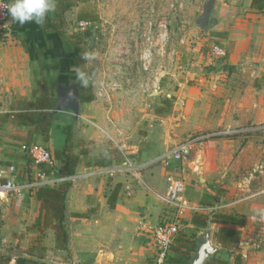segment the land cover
I'll use <instances>...</instances> for the list:
<instances>
[{
	"label": "crops",
	"instance_id": "crops-1",
	"mask_svg": "<svg viewBox=\"0 0 264 264\" xmlns=\"http://www.w3.org/2000/svg\"><path fill=\"white\" fill-rule=\"evenodd\" d=\"M242 1V3H237L235 0H230L229 3L224 2L220 6L216 4L214 7L216 12L215 18L213 19L214 15L212 10L211 22L208 27L207 34L210 36L209 38L212 39V44L208 46L206 58L210 60L212 56L210 47L213 44H219L224 47L226 49V56L218 61L215 59L212 64L216 67L222 66V70L225 69L227 73L222 70L219 72L218 70L216 72L211 71L209 69L213 68L209 67L207 70L210 72L206 76L196 73L193 68H188L186 73L182 75L179 73L176 74L173 68H171L173 69L172 72L169 69V74L174 76L173 80L177 81V86L179 85L176 90H172V93L176 96L175 108H177V118L179 119L178 122L175 123L178 127L174 128V131L179 133L183 132V136L187 134L190 135L195 129L209 131L202 134L206 135L207 138L200 140L198 143V140L192 143L190 154L193 150L192 147H194L192 151L193 155L188 157L189 159L183 163L181 168L183 173L182 180L186 185L184 194L186 205L177 210L176 214L185 222V226L182 229L179 228L178 234L169 250V253L175 258L184 257V253H189L193 246L195 250L196 235L200 230L205 228L210 218L213 242L221 248L206 262V264H234V257L236 254H241V261H239V264H248L245 256L246 253L235 249L239 242L232 245L230 248H226L223 242L218 239L220 238L218 233L228 231L239 233L237 230L243 227L244 224L240 226L238 224L218 223L214 222L212 218L214 213L241 214L237 211L229 212L233 208V202L227 201V203L221 205L220 199L224 194L229 195L233 192L234 189L230 187L233 180L229 173L238 172L239 162L243 156H248V154H250L252 159L257 161V165L255 166H260V161H264V137L260 140L254 138L249 139L246 144L239 149L238 139L236 138H226L221 135L210 136L212 133L214 134L222 129H236V127L245 120H253L259 124L263 122L260 120L264 119V87L260 91H255L254 88L251 87L252 84H250L256 77L264 79V8L259 9L252 6L251 0ZM76 2L78 4L76 11L77 16L78 13H82L83 11V9L78 8V6L82 4L85 5L87 1L83 2L82 0H77ZM56 6H58L57 1ZM86 6L87 4L85 7ZM49 16L52 23L60 30L58 26L60 18L58 12L54 11L50 13ZM77 21L80 26V22H87L78 19ZM87 23V26L90 25L89 21ZM3 26L6 27L0 25V115L4 113L16 114L25 112L26 102L34 100L32 96L34 90L38 96L53 97V95L47 92L46 87L41 84L42 75H40V62L38 57L41 49L46 51L48 55L54 50L57 51L55 53H57V58H59L58 67H60L62 71V73H60L62 77L59 82L66 85L71 82H76V79H70V76V82H67L69 81L67 80L69 75L67 59L74 55L73 51L68 53L65 50V44L68 43L66 42L68 40L65 38L60 40L55 32L50 30L44 33L35 23L19 25L7 22L3 24ZM3 36L9 37H6V41H2ZM71 43L68 44L74 46V41ZM124 54V58L129 61L130 55L132 56L131 49L126 48ZM121 59L120 57L113 58L108 51L107 57L103 59L105 61V66L95 77H97V79L101 77L103 70L107 72L112 71L114 68L112 65L116 63L117 60ZM204 66H206V63H204ZM72 69L73 67H71L70 72ZM192 78H195L196 82L190 81L193 80ZM167 79L170 81L172 78L168 76ZM244 80L247 82L246 88H244L245 85L242 84ZM141 81L143 80L140 78H130L129 81L124 82L121 88L116 91L117 94L114 98L120 97L128 100L130 97L140 93L141 89H143L141 87ZM41 87L42 89L40 90ZM97 87L98 86H94L93 84L94 99L91 102H80L79 109H81L83 104L85 105L84 107L90 108L93 103L96 102L95 92ZM169 93V89L162 90L161 88L159 91L152 92L153 95L149 100H152L150 102L159 100L163 98L162 96H169ZM105 100L104 102L109 104V106H106L107 115L110 113L113 106L112 103H110L109 97ZM127 107L121 111L128 113L129 107ZM60 112H62V117H65L64 119L67 120L63 119L61 123H58L60 127L51 128L47 141L43 140L42 136L38 133H30L32 127L30 128L28 125L17 124L12 114L7 118V121H0V168H5L8 165H14L16 168V173L14 175L8 173H5V175L18 183L33 179L37 169L28 162L29 160L21 151L20 144L22 143L39 142L47 146L52 155L53 150L62 148L65 142V135L62 133L61 127L65 123H71V130L74 131V129H76L74 123L78 118H75L68 110ZM98 112L101 116L104 115V111L98 110ZM89 113L90 111L88 115L85 116L81 112L79 115L81 119H85L88 123L92 124L91 115ZM72 117H74V119ZM155 117L160 118L161 115L158 112L150 114L151 119ZM163 119L165 120L168 118ZM197 120L199 121L197 122ZM112 123V126L106 127L107 129L105 128L107 133L104 129H102V131L113 141H116V138H114L115 135H120L122 139L119 143H116L118 144V150H125V154L130 152L129 157L132 161L147 162L163 154L172 146L168 147L169 142L167 141L168 137L171 138L170 134L173 133L172 125L171 127L167 126V128H163L159 131L153 123L146 124V126H150V129L146 127V129H142L144 130V132H142L139 127L140 121L138 120L135 123L132 122L130 125L123 122ZM85 130V128L82 129V132L84 136H88V133L85 134ZM145 130H149L148 133H146ZM213 130L216 131L213 132ZM184 132H186V134ZM202 135L197 136V138ZM133 136L135 138L130 139L131 137L133 138ZM80 138H86L85 141L87 142L88 139L92 137L87 138L82 135ZM72 142V144H74L73 137ZM86 142L83 143V141L80 140L76 146L77 151L74 150L73 153L76 154L80 149L86 148L89 151L88 158H81V160H84V162L88 160L90 162L96 153L87 147ZM104 152L107 151H101V153ZM92 153H94V155ZM110 154L108 155L110 156ZM121 156H123V154H121ZM84 162L76 167L74 175H79L80 177L72 182L66 195L67 214L65 224L74 223V221L71 222L70 220L95 222L96 218H94L93 213L96 209L93 208L98 207V203L100 207L107 203L108 196H103L104 202H101L99 197H95L96 194L99 193L97 190H94L93 193L91 189H87L79 184L81 179L88 178V173H102L101 170L95 171V168L101 166H95L92 163L85 164ZM114 163L116 162L112 160L111 164L103 167L107 169L112 168L115 165ZM24 166H26V169L29 168L30 172L19 173L18 170ZM172 166L173 165L170 163L169 168L163 169L164 172L161 168L158 170L150 168L147 169V171L138 172L135 167H131L130 170L132 171H130V173H165L166 171L169 172ZM59 167L60 161L54 159V170L49 174L50 177L57 178L60 176L58 173ZM258 170L259 167H255L254 173H260V170ZM261 172H264L263 167L261 168ZM126 179L136 185V178L131 175H123L118 179L117 184H120V188L114 210L123 207L124 202L128 200L122 187V184L125 186L127 183L125 181ZM158 181L155 180L153 183L156 184ZM229 189H232V191H229ZM128 201L132 202L131 200ZM39 207L40 202L36 196V188L23 190L22 192H13L0 199V252L15 247L26 250V248L34 247L37 244V238L40 235L36 229L30 228V226L37 218ZM222 207L229 211H225ZM153 209L155 210V208H152L150 212H152ZM88 210H91V216L88 218L71 216L72 212H86ZM126 210L129 209L126 208ZM154 220L155 216H152L150 220L141 221V227L144 228L147 224H152ZM205 221V226H201ZM116 222H118L120 226L127 224V220L121 217H119ZM214 227L217 229L216 231H214ZM46 232L47 234L41 235L40 244L46 247V251H51L53 249L60 254L68 253L69 257L72 259V264H141V262H145L146 259L150 260L154 252V243L153 240H151L146 248L149 253L144 252L137 254L131 252L129 258H127L125 253L123 254V250H121L122 253L120 254L119 250H116V248L111 249L104 243H100L101 246H103L100 247L92 243L94 239H88V236L85 235H82L83 237L78 236L75 240L71 232L70 234L68 232L67 250L57 249L55 247L54 231L52 229H47ZM120 246L121 244L118 245V247ZM45 257H47V255ZM134 260H138V262H133ZM179 263L186 262H178L176 264ZM8 264H15L13 257ZM146 264H149V261Z\"/></svg>",
	"mask_w": 264,
	"mask_h": 264
},
{
	"label": "rangeland",
	"instance_id": "rangeland-1",
	"mask_svg": "<svg viewBox=\"0 0 264 264\" xmlns=\"http://www.w3.org/2000/svg\"><path fill=\"white\" fill-rule=\"evenodd\" d=\"M76 1L77 0H63V3H69L67 5L61 4L56 6L55 11L58 12L60 17L58 22L59 31L62 33V37L68 40L66 41L68 43L72 41L76 42L78 39L80 40L79 35H82L86 28L90 27L93 38L89 39L81 36L80 45L85 48V51L91 52L94 58L86 61L85 64L82 65L84 70L89 73L94 70L97 74L99 71H102V68L105 66V61L103 59L107 57L108 51L113 58L120 57L124 59V51H126V48H130L132 56L129 54V61L124 63L121 59L117 60L116 63L111 62L114 63L112 67L117 68L118 66L124 67V65H127L131 78L135 77L143 80L141 81V87L143 89H141L140 93L130 97L128 100L120 97L114 98L117 92L111 93L109 98L113 108L107 115L106 106H109V104L104 102L106 101L105 99L95 98L96 102H94L90 108L84 107L85 105L83 104L81 109H79V114L82 112L86 116L90 111L89 114L91 115L92 124L88 123L85 119H81L80 115L78 119H76L74 123L76 129L72 131V137L74 139L72 151H77L76 146L80 140H82L83 143L86 142V138H80L83 135V137L87 138L92 137L88 139L86 144L93 152L101 153V151H111L110 156H108L114 159V162H116L114 166L116 167L122 166V162L125 158L129 160L130 166L132 168L135 167L138 172L147 171V169L150 168H155V170L161 168L164 172L163 169L169 168L170 163L173 165L169 171L171 173L167 171L165 173H130L132 170H130L129 168L131 167H129L124 171H117L113 174L105 172L107 168L101 166L95 168V171L101 170L102 173H88V178H83L79 182V184L83 185L85 188L91 189L93 193L94 190H97L99 193L96 194L95 197H99L101 202H104L103 196L107 197L110 194L121 176L131 175L136 178V185L128 179L125 180L127 182L125 186L122 184L123 192L126 194V197H128V200L132 202L127 200L124 202V206L118 208V210L109 208L107 203L100 207L98 203V207L93 208L96 209L93 213L94 218H96L95 222L70 220L71 222L74 221V223L66 224L67 231L69 234L70 232L73 234L75 240L78 236L85 235L88 236V239H94L95 241L92 240V243L100 247H103L100 243H104L111 249L116 248V250H119L120 254L122 253L121 250H123V254L125 253V256L129 258L131 252L137 254L148 252L146 248L151 240H153L151 231L158 222L164 219H171L178 224L180 229L184 228L185 222H183L180 216H177L176 211H174L166 201L167 176L171 174L176 178L182 179L183 173L181 168L184 162H173L170 158H165L149 164L148 166H141L144 162L132 161L129 157L130 152L125 154V150H118V144L116 143L121 141L122 137L120 135H115L114 138H116V141H113L102 129L107 133L106 127L112 126V122H123L130 125L137 120L140 121L139 127L142 132H144L142 129H146V127L150 129V126H146V124L153 123L159 131L163 128H167V126L171 127L172 125L173 133L170 134L171 138L168 137L167 139L169 142L168 147L190 137H197L209 132L195 129L190 135L187 134L183 136V132L179 133L174 131V128L178 127L175 123L178 122L179 119L177 118V108H175L176 96L172 93V90H176L179 85L177 86V81L173 80V75L164 74L160 80L159 87H157V91L161 90V88L162 90L169 89V96L165 95L159 100L150 102L152 100H149V98L153 94L150 90L147 93L143 86L146 81H152L155 74L154 71L144 70L143 61L140 59V51L148 45L144 37V31L151 27L152 32L156 34L155 38L161 31H167L166 42L163 44L159 43V41L157 42L153 57V68L162 66V69H164V67L167 66L171 72L175 69L176 74L179 73L182 75L186 73L188 68H193L196 73L206 76L210 72L209 70L215 72L217 70L218 72L221 71L222 66L216 67L210 64L215 61V58H212V56L210 60H207L208 46L212 44V39L209 38L210 36L207 33H203V31L196 26V19L201 13L206 0H86L87 2L85 5L87 4V6L85 7V5L82 4L79 5L78 8H82L83 10L88 8L94 11L95 14H97V18L91 25L83 27L80 26L77 21L76 11L78 4ZM229 1L230 0H214L213 19L216 15L214 9L215 5L217 4V6H220L224 2L229 3ZM235 1H237V3L243 2L242 0ZM6 37L9 36H3L2 41H6ZM68 43L65 44V50L70 53L71 48ZM161 44L164 47L159 49ZM55 52L57 51L54 50L50 52V57L46 51L41 49L38 57L40 62V75H42L41 84L46 87L49 94L57 99L56 88L62 77V75H60L62 71L60 67H58L59 58H57L58 56ZM204 63H206V66H204ZM209 67L213 69L207 70ZM169 69H167L168 73H170ZM222 71L227 73L225 69ZM95 75L90 74V80L94 86H98L102 81V76L97 79ZM69 76L70 79H76L74 71L69 73L67 80H69ZM168 76L172 78L170 81L167 79ZM190 81L196 82L195 78ZM67 82H70V80ZM242 84L245 85L244 88H246L247 82H245V80L242 81ZM250 84H252L251 87L254 88L255 91H260L264 87V79L256 77ZM41 89L42 87L40 90ZM125 107L129 109L128 113L121 111L124 110ZM98 110L104 111V115L101 116ZM70 112L71 111H69V113ZM153 112H158L161 117L151 119L150 114H153ZM64 118L65 117H63V119ZM163 118L168 119H165V121ZM198 121L199 120H197V122ZM260 121L264 122V119ZM254 124H257V122L245 120L241 122L236 129L245 128ZM84 128L86 129L85 134L88 133V136H84L82 132ZM148 131L145 130L146 133H148ZM214 131L216 130H213V132ZM184 133L186 134V132ZM221 136L238 139L240 149L249 139H262L264 137V130ZM134 138L133 136V138L131 137L130 139ZM198 142H200L199 139L197 143ZM192 149L194 150V147H192ZM192 151L189 157L193 155ZM92 154L94 155V153ZM121 154H123V156H121ZM28 162L31 163L30 160ZM256 162L257 161H254L250 154L242 157L239 162L238 172L229 173L233 180L232 185L230 184V187L234 189L233 192L229 195L224 194L220 199L221 205L227 203V201L233 202L231 211L222 207L225 211H237L245 217L243 227L237 230L241 238L235 249L246 253L245 256L248 264H264V220H260L254 215V210L256 208H264V172H261V168L263 167L264 169V161H260L259 164L261 167L255 166L257 165ZM255 167H259L260 171H258L260 173H254ZM18 172L28 173L30 169H26V166H24L20 168ZM155 180H159L158 183L154 184L153 181ZM126 187H129V189ZM229 191H232V189H229ZM126 208L129 210H126ZM152 208H155V210L153 209V211L150 212ZM152 216H155L153 223L147 224L144 228L141 227V221L150 220ZM119 217L122 219L125 218L127 224L124 226L118 225L119 221H116ZM216 230L217 229L214 227V231ZM44 234H47V232L45 231ZM119 244H121L120 247H118ZM40 245L41 246H37L34 250L35 254H43L42 256L44 257L47 255V257H45L47 260L62 264H72V259L69 257L68 253L60 254L53 249L51 251H46V247L42 246V244ZM154 254L155 249L150 260L146 259L145 262L142 261L141 264H146L148 261L149 264H152L154 261ZM172 257L173 256L168 252L164 264H173ZM133 262H138V260H134Z\"/></svg>",
	"mask_w": 264,
	"mask_h": 264
},
{
	"label": "trees",
	"instance_id": "trees-1",
	"mask_svg": "<svg viewBox=\"0 0 264 264\" xmlns=\"http://www.w3.org/2000/svg\"><path fill=\"white\" fill-rule=\"evenodd\" d=\"M9 1V0H6ZM58 5L65 4L63 0H56ZM86 2V0H82ZM251 5L259 9L264 8L263 0H251ZM97 14L94 11L85 8L82 13H78L77 19L89 21L90 25L96 21ZM40 29L45 33L47 30L55 32L57 37L60 40H63L62 33L57 29V27L52 23L50 16L48 15L43 25H38ZM81 36L85 38L92 39L93 35L91 34L90 27H87L82 35H79L80 40ZM62 38V39H61ZM80 40L74 42V46L70 45V50L74 52V55L67 59V69L68 73L70 72L71 67L82 66L86 61L81 59V54L85 52V48L80 45ZM72 44V43H71ZM73 49V50H72ZM91 75H95L96 72L92 70ZM79 85V83H78ZM34 97L33 101L26 102V111L19 112L16 114L13 113H4L0 115V121L5 122L12 114L14 121L17 124L28 125L30 133L35 132L42 136L43 140H48V134L52 127H60L58 123H61L63 120L62 112H52L51 109L56 106V97H46L36 95V91L32 92ZM94 99L93 93V83L90 80L89 86L87 88L81 87L79 85V100L80 102H91ZM69 111V110H68ZM74 119V117H72ZM72 124L65 123L62 127V133L65 135V142L62 148L53 150V157L56 160L60 161V167L58 168V173L60 176H68L75 173L76 167L84 162L81 158H88L89 151L86 148H82L78 153H73L72 151ZM111 151L104 153H96L92 161H86L85 164L92 163L95 166H105L112 163V157L108 158V154ZM82 161V162H81ZM41 170L46 174L53 172V166L41 165ZM71 181H63L54 186H41L36 188V196L40 202V207L36 220L32 223L30 228L36 229L39 233L37 238V244L34 247H28L26 250H22L18 247L5 249L3 252H0V264H8V262L13 257L15 264H46L40 261L37 258H44L40 254H35L34 250L37 246H41V235H44L47 229H52L54 231V241L55 247L57 249L67 250V242L69 234L66 228L65 219L67 214L66 208V195L71 187ZM120 184H116L110 194L107 197V204L109 208H114L119 192ZM71 216L73 217H82L88 218L91 216V210L86 212H72ZM212 220L218 223L224 224H238L242 226L245 223V217L242 214H226V213H214ZM205 222L201 226H205ZM219 237L226 248H230L232 245L236 244L240 240V234L228 231L224 233H218ZM194 251V246L191 247L189 253H184V257L173 259V264L178 262H187L190 254ZM241 261V254H236L234 257V264H239ZM82 264V263H79Z\"/></svg>",
	"mask_w": 264,
	"mask_h": 264
},
{
	"label": "built area",
	"instance_id": "built-area-1",
	"mask_svg": "<svg viewBox=\"0 0 264 264\" xmlns=\"http://www.w3.org/2000/svg\"><path fill=\"white\" fill-rule=\"evenodd\" d=\"M8 2L9 1L4 0V3ZM10 19L11 18L7 15L6 10L0 9V25L2 27H6L3 26V24L10 21ZM80 24L81 26H87L88 23L80 22ZM155 35L156 34L152 32L151 27L144 31V37L148 45H146V47L143 46L144 48H142L143 50H141L140 53V59L143 61L142 64L144 70H149L151 72L154 71L155 74L152 81H146L144 83L143 87H145L144 89L147 93L149 92V90L151 92H156L157 87H159L160 85L161 78L164 76V74H169L167 70L169 69V67L167 66H165L164 69H162V66L153 68V57L154 52L156 51L155 48L157 46V42L159 41V43L162 44L166 42L167 31H161L159 34H157L156 38ZM162 44L159 49L164 47ZM210 53L213 58L220 60L226 56V49L220 46L219 44H213L210 47ZM122 60L124 63L127 61L125 58ZM210 64H212V62ZM102 77L103 79L96 89L95 98L106 99L111 93L118 91L124 82L129 81L131 75L127 65H124V67H114L113 70L110 72L103 70ZM259 130H264V122L250 125L241 129H222L221 131H217L214 134L212 133L210 136L228 135L242 132H255ZM204 138H207V136L202 135L199 138H189L184 141L173 144L163 154L147 162L142 163L141 166L145 167L149 164H152L159 160H163L165 158H170L175 162L183 163L189 157L192 143H194L198 139L203 140ZM20 149L25 155V157H27V159L31 161V164L34 165L37 170L32 180L29 179L27 181L25 180L24 182L18 183L12 180L7 175H5V173H8L10 175H14L16 173V168L14 165H8L5 168H0V199L6 197L8 194L13 192H22L23 190H30L41 186H53L54 184L61 183L63 181L73 182L80 177L79 175L72 174L68 176H59L57 178H54L50 177L49 174L43 172L40 168L42 164L49 166H53L54 164V157L49 148L44 144H41L39 142L22 143L20 144ZM129 167H131L129 160L125 158L122 162V166H114L112 168H108L106 171L107 173L113 174L117 171H124ZM166 182L167 204L172 207L175 211H177L186 205V200L184 199L186 185L182 179L176 178L171 174L167 176ZM126 188L129 189V187ZM178 231V224L171 219H164L158 222L157 225H155V227L151 231L155 249V254L153 258L154 261L152 264H164V262L166 261L167 253L169 252L171 244L173 243L176 235L178 234Z\"/></svg>",
	"mask_w": 264,
	"mask_h": 264
},
{
	"label": "water",
	"instance_id": "water-1",
	"mask_svg": "<svg viewBox=\"0 0 264 264\" xmlns=\"http://www.w3.org/2000/svg\"><path fill=\"white\" fill-rule=\"evenodd\" d=\"M214 0H206L201 13L196 19V26L208 33V26L211 22V13L213 10ZM57 100L56 106L51 109L52 112H60L69 110L75 118L79 116V85L77 82H71L66 85L62 82L57 84L56 88ZM211 221L208 219L204 229L200 230L196 235V248L190 254L186 263L179 264H206V262L221 248L213 242L212 230L210 227ZM46 264H60L56 261L37 258Z\"/></svg>",
	"mask_w": 264,
	"mask_h": 264
},
{
	"label": "clouds",
	"instance_id": "clouds-1",
	"mask_svg": "<svg viewBox=\"0 0 264 264\" xmlns=\"http://www.w3.org/2000/svg\"><path fill=\"white\" fill-rule=\"evenodd\" d=\"M0 9L6 10L7 15L11 18L9 23L43 25L47 16L55 11L56 0H9L8 3L0 0ZM93 58L91 52L85 51L81 54V59L84 61ZM72 71L75 73L76 82L81 87L87 88L91 79L90 73L85 71L82 66H75ZM254 215L258 219L264 220V208H256Z\"/></svg>",
	"mask_w": 264,
	"mask_h": 264
}]
</instances>
